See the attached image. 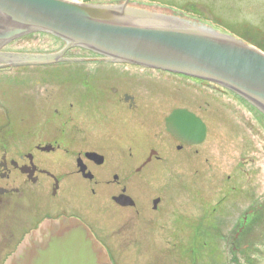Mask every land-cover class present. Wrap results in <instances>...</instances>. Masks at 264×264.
<instances>
[{
  "label": "flooded vegetation",
  "instance_id": "1",
  "mask_svg": "<svg viewBox=\"0 0 264 264\" xmlns=\"http://www.w3.org/2000/svg\"><path fill=\"white\" fill-rule=\"evenodd\" d=\"M170 16L204 26L181 12ZM59 51H1L9 56L0 67V264L33 233L61 219L84 224L111 264H190V216L185 214L190 194H172L184 185L170 175L176 164L190 172V148L206 141L209 126L190 112V87L160 78L194 79L112 62L83 49L68 50L51 65H12L24 62L20 55ZM68 64L77 65L79 83H48L40 77L27 82L33 76L29 71ZM88 65L119 68L124 76L111 77L108 69ZM193 82L230 94L257 112L230 91ZM64 86L71 91L63 93ZM116 109L126 114L122 133L111 124ZM178 111L183 114L173 123L174 135L167 120ZM190 113L205 126L199 144H190ZM153 235L175 242H154ZM174 246L177 258H169Z\"/></svg>",
  "mask_w": 264,
  "mask_h": 264
},
{
  "label": "rangeland",
  "instance_id": "2",
  "mask_svg": "<svg viewBox=\"0 0 264 264\" xmlns=\"http://www.w3.org/2000/svg\"><path fill=\"white\" fill-rule=\"evenodd\" d=\"M76 1L121 4L124 0ZM128 6L170 15L181 12L198 18L207 28L264 52V0H129ZM62 46L52 36L32 34L4 50L42 53L60 50ZM70 51L76 54L77 49ZM87 67H97L101 72L108 69L115 78L124 76L119 68L109 71L105 66ZM55 68L29 71L33 76H28L27 82L40 77L48 83H79L76 64ZM160 79L164 84L190 87V112L209 126L206 141L190 148V172L180 170L176 164L170 175L184 185L172 194H190V208L185 210L190 216V264H264V119L230 94H219L194 83L197 79L192 78L190 83L170 77ZM62 89L63 93L71 91L68 86ZM67 103L64 104L69 109ZM125 115L121 109L114 111V131H125L121 124ZM241 222L245 228L238 231ZM153 236L154 242H175ZM124 244H129V240H124ZM170 248L169 258H177L173 249L176 247Z\"/></svg>",
  "mask_w": 264,
  "mask_h": 264
},
{
  "label": "water",
  "instance_id": "3",
  "mask_svg": "<svg viewBox=\"0 0 264 264\" xmlns=\"http://www.w3.org/2000/svg\"><path fill=\"white\" fill-rule=\"evenodd\" d=\"M121 4L76 0H0L1 51L32 34H46L64 46L56 55H20L12 65L58 63L79 48L109 61L183 75L232 92L264 116V52L232 36L167 14ZM183 112L167 120L170 132ZM204 124L190 113V144L204 139ZM5 264H111L103 246L81 222L51 221L33 233Z\"/></svg>",
  "mask_w": 264,
  "mask_h": 264
}]
</instances>
